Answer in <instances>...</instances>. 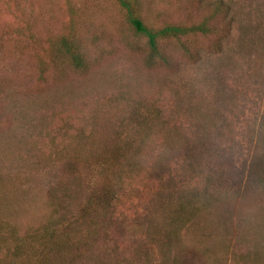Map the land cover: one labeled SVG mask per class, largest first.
<instances>
[{"label": "rangeland", "instance_id": "374dc122", "mask_svg": "<svg viewBox=\"0 0 264 264\" xmlns=\"http://www.w3.org/2000/svg\"><path fill=\"white\" fill-rule=\"evenodd\" d=\"M137 1L141 18L155 27L194 25L210 12L207 1ZM227 1L234 22L221 50L217 33L225 19L215 21V34L162 42L170 66L149 68L146 40L130 28L115 0H0V225L17 228L22 238L50 213L53 183L66 180L68 192H75L73 177L97 176L100 162L128 163L117 156L128 144L141 150L134 160L142 168L124 169L120 180L113 170L104 176L120 194L109 238L129 247L130 220L159 191L158 168L153 170L158 161H168L164 177L190 178L192 192L185 196L201 200L206 179L198 170L224 167L229 155L240 164L239 151L248 148L246 129L264 102V0ZM64 37L83 50L85 70L59 61ZM201 143L203 158L181 170L179 150L195 154L191 150ZM227 174L218 189L229 195L215 202L208 229L184 239L195 264H244L235 263L234 254L248 253L264 233L262 189L234 197L229 190L236 189L237 178ZM3 231L0 238L6 239Z\"/></svg>", "mask_w": 264, "mask_h": 264}, {"label": "trees", "instance_id": "16d2710c", "mask_svg": "<svg viewBox=\"0 0 264 264\" xmlns=\"http://www.w3.org/2000/svg\"><path fill=\"white\" fill-rule=\"evenodd\" d=\"M115 1L122 7L130 28L137 36L146 40L148 52L145 64L149 68L158 64L170 66L171 60L162 49V42L180 40L190 35L215 34L217 33L215 21L225 19L224 31L217 33L218 47L221 50L220 44L233 29L234 21L231 17L233 8L227 0H199L200 5L207 1L210 12L197 24L190 26L171 24L160 27L150 26L144 22L137 0ZM58 49L59 61L71 60L75 71H83L88 67L83 50L77 49L71 38L60 39ZM184 50L190 53L189 49ZM258 108L246 129L247 151L245 153L242 152L243 149L239 151L242 162L236 164L238 159L229 155L224 160V164L228 162V165L224 167L218 165L216 169L208 165L204 171H197L198 175L204 174L206 179V197L203 200L193 194H190L189 198L185 196L192 192L188 191L190 178L187 176H184L183 180L182 176L177 179L174 174L169 177L162 175V169L168 167V161L161 159L155 164L153 170L158 168L156 176L159 177V191L147 205L143 206V212L130 220L133 243L129 247H123L119 242H113L109 238V224L113 221L115 203L119 202L120 194L116 184L104 176L106 172L113 170L119 174L120 180L121 176L124 177L126 174L123 172L124 169L130 168L129 171H134L132 169L134 167L142 168L141 161L134 160L141 150H132L126 144L117 152V156L128 157V163H121V159H117L115 164L111 161L100 162L94 168L99 173L97 176L91 174L84 178L73 177L75 192L74 190L68 192L66 180L53 183L48 191L50 213L22 238L19 239L17 228L11 230V225L5 223L0 225L4 236L6 235L3 230H6L7 234L6 239L0 238L1 263L195 264L193 252L185 250L184 239L186 234L191 232L206 231L209 227L207 217L214 209L215 202L229 195L226 191L218 189V181L226 180L230 170L231 177H236L238 184L234 191L229 190L234 197L245 196L248 189L255 187L261 188L264 193V102ZM199 132L201 130L197 129V133ZM211 133L213 132L207 133L206 136L212 143L215 137L211 139ZM185 140L188 141L187 138ZM178 149H166L162 154L168 153L169 156L172 151L178 152ZM205 150L203 143L191 150L195 154L188 148L179 150V158L182 159L180 169L192 166L193 160L202 159L200 153ZM69 168L72 169L73 166L70 165ZM202 235L207 237L206 233ZM259 236L261 237L252 241L248 253L239 256L234 254L235 263L242 261L244 264H264L262 239L264 233ZM9 241L13 244H9ZM14 259L18 260L13 261Z\"/></svg>", "mask_w": 264, "mask_h": 264}]
</instances>
